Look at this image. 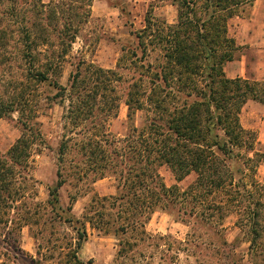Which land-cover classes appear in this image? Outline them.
I'll return each instance as SVG.
<instances>
[{
    "label": "trees",
    "instance_id": "16d2710c",
    "mask_svg": "<svg viewBox=\"0 0 264 264\" xmlns=\"http://www.w3.org/2000/svg\"><path fill=\"white\" fill-rule=\"evenodd\" d=\"M171 1L177 7L174 24L147 18L135 33L140 56L136 50L125 52L115 69L81 62L62 86L49 81L50 73L89 17L92 0H0V67L15 59L21 68L20 76L0 78V119L13 110H28L24 130L0 156V213L23 198L21 181L33 180L25 171L28 159L32 147L44 140L28 120L35 116L32 104L38 85L49 82L56 89L52 98L67 102L66 134H91L80 144L84 162L76 166L77 180L91 173L102 178L113 168L111 155L123 158L122 152L130 153L132 162L120 170L117 194L92 200L93 206L104 209L110 198L114 217L96 210L87 220L91 228L105 233L112 227L118 239L115 261L135 246L151 245L153 237L144 227L147 214L167 198L169 189L157 173L164 165L176 181L193 173L194 181L182 192L190 197L191 211L199 209L207 220L234 214L249 261L264 264V183L255 178L264 152L256 147V131L245 129L239 117L248 100L264 105V81L222 76L223 64L237 49L228 36V20L254 0ZM123 63L132 71L125 99L128 117L133 110L145 109L149 118L144 129L138 133L134 129L136 136L120 141L127 144L122 150L107 143L106 123L117 115L118 85L124 81L118 69ZM100 114L104 116L99 118ZM68 142L66 138L58 146L56 180L48 186L46 203L55 220L75 223L76 236L67 244V254L71 251L72 260L82 264L77 253L87 239L86 223L65 217L59 205V189L70 176L62 164ZM102 142L113 145L110 152ZM73 202L71 196L68 212ZM127 233L130 236L121 239Z\"/></svg>",
    "mask_w": 264,
    "mask_h": 264
},
{
    "label": "rangeland",
    "instance_id": "374dc122",
    "mask_svg": "<svg viewBox=\"0 0 264 264\" xmlns=\"http://www.w3.org/2000/svg\"><path fill=\"white\" fill-rule=\"evenodd\" d=\"M250 5L240 8L229 20V37L238 31L242 19L253 16ZM147 18L174 24L177 20V7L171 0H92L89 17L81 24L67 54L58 60L55 71L50 73L49 81L56 80L62 86H67L70 74L75 72L81 62L115 69L125 52L136 50L140 56L135 33L143 28ZM241 51L242 46L238 45L233 56ZM149 60L153 61L151 58ZM124 64L118 69L124 81L118 85L117 115L108 119L106 115L104 117L107 119L106 129L109 132L107 143L122 147V150L126 143L122 144L120 141L129 135L136 136L134 129L136 133L144 129L149 118V112L145 109L133 110L130 118L128 117L125 99L132 71L125 69ZM18 66L14 59L11 65L3 69L0 67V78H6L10 73L20 76L21 68ZM55 92L56 89L45 82L38 85L34 97L32 105L35 116L28 123L40 131L44 144L38 142L31 149L25 171L33 180L21 181L24 186L23 198L9 203L4 213H0V264H76L71 258V251L67 254L70 247L67 244H73L76 236L72 228L75 223L55 220L54 213L46 203L48 186L56 180L57 149L66 138L69 140V150L63 157L62 164L70 176L59 189V205L64 210L62 214L65 217L86 223L87 239L77 255L82 264H252L247 256V244L242 242V234L235 225L236 216L229 214L223 220L218 217L207 220L201 216L199 209L191 211L190 197L182 192L194 181L195 175L192 173L183 180L176 181L172 172L164 165L157 167V173L159 181L169 189L167 198L159 200L147 214L149 220L144 227L147 235L153 237L149 241L151 245L135 246L115 261L118 239L113 234L112 227H108L110 231L105 233L91 228L87 220L96 210L114 217L116 210L110 206V198L105 202L104 209L99 205L93 206L92 200L117 194V185L122 182L118 179L120 170L132 162L129 160L130 153L124 150L123 158L111 155L113 168L105 170L102 178L91 173L82 180H77L74 174L76 166H81L84 162L80 144L91 134H66L63 126L66 124L64 116L67 102L61 103L59 99H53ZM27 115V109L22 113L13 110L0 119V156L6 153L24 130L23 122ZM103 116L100 114L99 118ZM95 135L103 138L101 134ZM104 144L106 143L102 142L101 146L110 152L113 145ZM256 147L264 152V145L260 142ZM116 165L118 172L115 171L114 174ZM255 178L264 183V167L261 165L255 172ZM71 196L74 197V202L68 212L66 209ZM130 234L120 235L121 239Z\"/></svg>",
    "mask_w": 264,
    "mask_h": 264
},
{
    "label": "crops",
    "instance_id": "0c3cea01",
    "mask_svg": "<svg viewBox=\"0 0 264 264\" xmlns=\"http://www.w3.org/2000/svg\"><path fill=\"white\" fill-rule=\"evenodd\" d=\"M250 9L253 16L242 19L238 31L231 36L237 46H242V51L223 64L222 76L225 78L239 77L264 81V0H254ZM239 117L241 125L245 129L256 131L258 141L264 145V105L248 100L242 107ZM260 165L264 167V161ZM78 258L81 259L80 256Z\"/></svg>",
    "mask_w": 264,
    "mask_h": 264
}]
</instances>
